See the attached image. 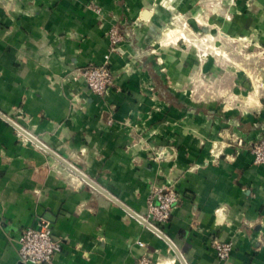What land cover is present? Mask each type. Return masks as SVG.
Wrapping results in <instances>:
<instances>
[{"label": "crops", "instance_id": "crops-1", "mask_svg": "<svg viewBox=\"0 0 264 264\" xmlns=\"http://www.w3.org/2000/svg\"><path fill=\"white\" fill-rule=\"evenodd\" d=\"M153 1L0 0V112L94 183L0 116V264H24L20 231L41 216L62 240L52 264H264V164L249 148L264 137V71L254 84L188 55L163 75L125 41L110 52L115 21ZM238 2L220 24L264 49V0ZM107 54L114 87L92 94L72 72ZM161 184L180 195L172 243L129 212ZM212 237L232 242L226 260Z\"/></svg>", "mask_w": 264, "mask_h": 264}, {"label": "rangeland", "instance_id": "rangeland-1", "mask_svg": "<svg viewBox=\"0 0 264 264\" xmlns=\"http://www.w3.org/2000/svg\"><path fill=\"white\" fill-rule=\"evenodd\" d=\"M238 3L154 0L147 18H132L125 12L112 27L117 26L122 41L129 44L133 64L144 65L147 59L148 66L157 62L165 75L176 60L186 62L188 55H194L198 65L210 61V69L218 65L222 70L241 71L255 84L264 71V49L253 34H231L220 24L241 13Z\"/></svg>", "mask_w": 264, "mask_h": 264}, {"label": "built area", "instance_id": "built-area-1", "mask_svg": "<svg viewBox=\"0 0 264 264\" xmlns=\"http://www.w3.org/2000/svg\"><path fill=\"white\" fill-rule=\"evenodd\" d=\"M95 10L100 13L99 7ZM122 33L119 28L111 27L108 30L110 41V52L119 50L123 42ZM109 54L105 56V61L101 64H87L73 70L74 77L82 78L88 91L92 94L104 96L114 87V75L109 65ZM0 116L12 123L17 133L30 138L29 133L23 126L11 117L0 112ZM32 135L31 133H29ZM34 137V135H32ZM239 140V144H240ZM250 152L253 155L255 164H264V137L250 145ZM180 199L179 193L171 184L154 185L147 199L146 212L138 214L143 223L167 242L172 243L170 238L164 232V225L169 221L171 213ZM18 257L24 264H52L53 257L62 247V240L53 233L50 220L39 217L35 226L24 227L18 237ZM139 244H142L141 242ZM209 245L214 248L219 261L226 260L233 247L231 241H224L218 237L209 239ZM139 264H149V259L142 256Z\"/></svg>", "mask_w": 264, "mask_h": 264}, {"label": "water", "instance_id": "water-1", "mask_svg": "<svg viewBox=\"0 0 264 264\" xmlns=\"http://www.w3.org/2000/svg\"><path fill=\"white\" fill-rule=\"evenodd\" d=\"M30 138H32L36 143H38L39 145H41V147H43L45 150H47L49 153L55 155L57 158H59V156L54 153L52 150H50L48 147H46L45 145H43L37 138L33 137L32 135H30L29 133H26ZM65 165H67L69 168H71L72 170H74L76 173L80 174L86 181L93 183L88 177H86V175H84L83 173H81L78 169H76L74 166H72L71 164H69L68 162L62 160L61 158H59ZM94 184V183H93ZM129 212L131 214H133L134 216H136L137 218L141 219L143 221V219L135 212L129 210ZM147 224V223H145ZM148 225V224H147Z\"/></svg>", "mask_w": 264, "mask_h": 264}]
</instances>
